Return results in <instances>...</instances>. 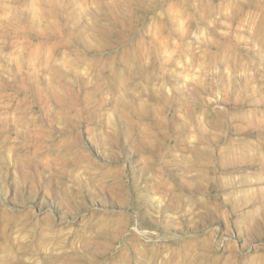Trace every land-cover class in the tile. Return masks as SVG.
Masks as SVG:
<instances>
[{"label":"rangeland","instance_id":"374dc122","mask_svg":"<svg viewBox=\"0 0 264 264\" xmlns=\"http://www.w3.org/2000/svg\"><path fill=\"white\" fill-rule=\"evenodd\" d=\"M0 264H264V0H0Z\"/></svg>","mask_w":264,"mask_h":264}]
</instances>
